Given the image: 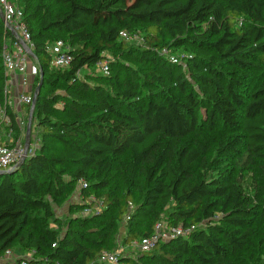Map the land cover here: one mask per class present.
<instances>
[{
	"label": "trees",
	"instance_id": "trees-1",
	"mask_svg": "<svg viewBox=\"0 0 264 264\" xmlns=\"http://www.w3.org/2000/svg\"><path fill=\"white\" fill-rule=\"evenodd\" d=\"M15 1L40 68L34 87L44 73L33 117L41 144L19 168L0 173V256L10 249L34 251L39 264H108L100 255L113 249L128 215L125 244L152 234L165 214L168 226L197 227L121 260L264 264V0ZM123 30L145 42L122 38ZM62 34L73 61L55 68L48 46ZM8 37L15 39L0 16V100ZM183 47L179 63L162 54ZM105 59L108 75L81 76ZM205 122L237 132L219 143L239 154L233 166L215 167L207 143L187 140ZM235 168L255 174L252 193ZM79 184L84 198L95 195L106 209L74 217L62 232L50 221L61 225L55 207ZM253 248L261 257L245 260Z\"/></svg>",
	"mask_w": 264,
	"mask_h": 264
},
{
	"label": "built area",
	"instance_id": "built-area-1",
	"mask_svg": "<svg viewBox=\"0 0 264 264\" xmlns=\"http://www.w3.org/2000/svg\"><path fill=\"white\" fill-rule=\"evenodd\" d=\"M0 7L5 15L6 28L18 33L15 39L8 37L3 46V65L7 75L5 85V98L0 100V127L5 130L6 140L0 141V171L8 170L16 165L24 154L25 135L31 107L36 87L34 81L39 75L40 68L35 61L36 55L33 57L28 49H26L22 41L25 42L34 52V42L31 37L29 27L24 19L23 9L19 7L15 0H0ZM122 38L133 40L140 44L145 42L144 37L137 32H128L123 30L120 32ZM51 54L50 64L55 68H68L72 61L73 55L71 48L63 39L55 40L48 46ZM35 53V52H34ZM162 54L167 56L170 61L179 63L182 57L172 55L169 49L164 48ZM98 69L104 75L110 73V63L107 59L100 60L97 63ZM16 89L17 94L11 99V90ZM33 132V131H32ZM35 133V131H34ZM41 144L32 133L29 155L34 154ZM83 186H87L86 183ZM84 211L88 215H95L101 212L102 203L96 200L95 195L84 198ZM133 209L134 205L130 204ZM130 215L127 216V220ZM196 225L191 226H168L165 222H158L152 234L145 236L141 241H135L140 251L146 252L154 249L160 242L168 241L180 236H188ZM56 244H54L55 246ZM125 252L124 247L117 251H104L100 255V261L108 264H129L121 260L122 254ZM34 251H29L23 255H15L12 250H7L0 256V262H8L10 264H39L34 258ZM45 264H53L46 261Z\"/></svg>",
	"mask_w": 264,
	"mask_h": 264
},
{
	"label": "rangeland",
	"instance_id": "rangeland-1",
	"mask_svg": "<svg viewBox=\"0 0 264 264\" xmlns=\"http://www.w3.org/2000/svg\"><path fill=\"white\" fill-rule=\"evenodd\" d=\"M56 39H63V40H67V35L66 34H62L60 37L56 38ZM186 51L188 52L187 48L183 47L181 49H179L177 51V55H179L180 57H182ZM172 54V52H171ZM132 65H136V64H132ZM85 72H88L91 75H98L101 74L102 72H100V70L98 69H86L83 70L81 72V76L84 75ZM205 127L202 128L200 131H197L196 133H194L193 135L188 137V141L194 145H197L198 143H207L208 146L210 147V153L208 155L210 160H213V163L215 164V167H227L229 165L233 166L235 164V160L237 158V156H239L238 153L233 152L231 150H227V151H221L219 150V143L220 142H226L229 139H233L234 136L236 135L237 132H235V130L233 128H229L226 126H222L221 124H219L215 129H211L209 126V123L205 122ZM41 129H39L38 127H36V125H34L33 123V132L35 131V135L37 136L38 139H41L40 135H39V131ZM120 162H116L115 163V167H121L120 166ZM234 169V168H233ZM236 173H243L244 174V187L246 188V191L248 193H252L254 191V185H256V177L250 172V171H239L238 169L235 168ZM123 172V169H122ZM257 176V175H256ZM123 175L122 173L120 175L117 176L116 178V183L121 184L123 181ZM97 201L102 203V207H101V212H103L106 209V206L104 205L103 201L101 199L96 198ZM83 195L81 194V185L79 184L77 186V188L75 189V191L70 194V196L68 197L67 201L65 202L64 206L61 208H57L55 207V218L61 219V225H59L58 221H56L55 219H52L50 221V225L54 228L60 229V231H64L65 228L68 226V222L73 219L76 216H86L83 211L84 208L80 209V210H73L72 209V203H81L84 206L83 203ZM133 205L136 206V204L134 202H132ZM165 215V214H164ZM162 217V219H160L159 222H165L166 216ZM135 229H138V227H135ZM258 230H262L264 231V218L260 221V224L258 225ZM129 231V226L127 223V219H124V221H122L119 224L118 227V231L115 234V246L113 247L112 250H106V251H117L119 250L121 247H124L125 252L126 253H134L135 255H137V251H138V247L134 246V243H130V244H125L124 243V239L126 237V235L128 234ZM258 239H255V243H258ZM134 244V245H133ZM29 252V251H28ZM27 253V252H26ZM20 251L15 252V255H23L26 254ZM254 254L255 258H260L261 257V252L258 248H253L251 249L249 252H247L246 254L242 255V257L245 260L249 259L250 254ZM263 255V254H262ZM264 256V255H263Z\"/></svg>",
	"mask_w": 264,
	"mask_h": 264
},
{
	"label": "water",
	"instance_id": "water-1",
	"mask_svg": "<svg viewBox=\"0 0 264 264\" xmlns=\"http://www.w3.org/2000/svg\"><path fill=\"white\" fill-rule=\"evenodd\" d=\"M0 16H1L2 20L4 21V23L6 24L5 15H4L1 7H0ZM14 35L17 37L19 36L17 32H14ZM22 44L26 49H28L30 51L31 55L34 57L35 53L30 48H28L27 44L23 41H22ZM43 75H44L43 70H41V79H40V82L35 89L33 102H32V105L30 108V114L28 117V123H27L26 135H25L24 154L16 165H14L12 168H10L8 170H2V171H0V173H11V172H13L17 168H19L24 163V161L27 159V157L29 156V148H30V144H31L32 131H33L34 111L36 108V103H37L39 94H40L42 86H43V80H44Z\"/></svg>",
	"mask_w": 264,
	"mask_h": 264
},
{
	"label": "crops",
	"instance_id": "crops-1",
	"mask_svg": "<svg viewBox=\"0 0 264 264\" xmlns=\"http://www.w3.org/2000/svg\"><path fill=\"white\" fill-rule=\"evenodd\" d=\"M16 94H17V90L16 89H12L11 90V99L14 100ZM4 140H6L5 130L2 127H0V141H4Z\"/></svg>",
	"mask_w": 264,
	"mask_h": 264
}]
</instances>
